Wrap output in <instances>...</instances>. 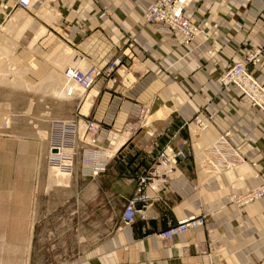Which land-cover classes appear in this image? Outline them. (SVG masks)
<instances>
[{
	"label": "crops",
	"instance_id": "crops-1",
	"mask_svg": "<svg viewBox=\"0 0 264 264\" xmlns=\"http://www.w3.org/2000/svg\"><path fill=\"white\" fill-rule=\"evenodd\" d=\"M156 1L40 0L33 10L44 21L31 18L41 21L39 27L20 13L10 21L14 30L32 29L26 44L25 38L20 42L18 35L0 32V45L10 44L4 49L12 51L10 61L18 64L22 45L28 66L33 62L28 79L36 83L46 78L45 90L56 96L65 84L60 67L73 63L66 47L101 66L120 56L132 67L118 76L112 89L99 82L81 102L58 99L37 105L30 93L20 94L14 84L19 86V74L25 79L26 72L8 66L4 70L8 76L0 68V242L3 236H25L35 230L31 189L44 161L47 168L49 141L40 140L33 125L49 108L45 126L49 136L52 120L92 121L101 125L97 147L113 155L104 174L88 179L92 195L85 197L95 207L91 213L95 224L101 211L108 234L73 264H264V197L245 207L232 200L264 182V111L253 109L235 88L224 89L218 80L244 61L245 50L264 47V0H193L185 15L204 32L189 46L181 34L145 23L144 16ZM16 2L0 0V25L6 20L3 7ZM252 70L264 84V65ZM147 108L154 111L149 112L152 122L147 127L132 135L130 129L123 135L110 134L126 129ZM200 111L210 126L199 133L192 120ZM227 132L245 162L219 175L206 174L199 165L201 150ZM180 141L198 144L197 157L181 162L159 198L138 206L135 221L122 226L138 175L167 145ZM137 149L141 154L136 155ZM83 198L75 196L78 203ZM202 215L207 217L205 226L170 240L158 237L171 226ZM51 222L43 235H62L64 229Z\"/></svg>",
	"mask_w": 264,
	"mask_h": 264
},
{
	"label": "built area",
	"instance_id": "built-area-1",
	"mask_svg": "<svg viewBox=\"0 0 264 264\" xmlns=\"http://www.w3.org/2000/svg\"><path fill=\"white\" fill-rule=\"evenodd\" d=\"M46 1L53 3L60 0ZM192 1L157 0L145 14V23L161 30L181 34L185 45L189 46L196 37L204 32L202 27L192 23L185 15V10ZM37 2L38 0H18L14 8L28 12L33 9ZM126 43L127 46L133 47L131 41ZM74 52L73 64H69L63 71V79L66 85L63 89L62 100L81 102L84 100L86 92L99 82L103 83L107 89H112L113 85L118 82V76L132 69L120 56L113 59L108 65L101 66L89 60L81 52L77 50ZM245 63L237 64L227 71L228 73L222 78V83L224 86H234L240 92L245 93L251 99L253 107L264 110V84L256 80L247 67V64L253 67L264 64V47L246 50ZM193 123L197 131L200 132L208 128L210 120L202 117L200 111ZM81 126H83L82 135L79 132ZM100 128V124L92 121L56 122L48 157L50 170H59L64 175L73 171L77 141L88 146L91 145ZM230 137V133H223L207 150H201L198 144L194 146L187 141H182L175 146L167 145L157 155L154 163L137 178L136 188L125 206L122 225L127 227L135 221L138 206L148 205L152 200L159 198V195L175 178L178 164L196 158V150L203 152V158L199 165L206 174L219 175L244 163L245 159L232 143ZM99 154L96 150H88L87 153H84L89 162V172H92L90 177L100 176L107 171L110 156L99 157ZM262 197H264V182L259 188L249 191L245 195L234 197L232 200L236 198L238 207H245ZM207 222L205 215L193 217L171 226L158 237L170 240L190 230L203 227Z\"/></svg>",
	"mask_w": 264,
	"mask_h": 264
},
{
	"label": "rangeland",
	"instance_id": "rangeland-1",
	"mask_svg": "<svg viewBox=\"0 0 264 264\" xmlns=\"http://www.w3.org/2000/svg\"><path fill=\"white\" fill-rule=\"evenodd\" d=\"M39 1L40 0H38V2ZM47 3H52V2H47ZM3 8H4L6 20L3 22V24L0 25L1 34L8 37L10 36L13 37L15 35H18L20 38V42L22 41L23 38H25L24 44H26L27 39L30 40L31 37L29 36L28 38V34H29L28 32H31L32 29L26 26L17 28L15 30L14 28L12 29L13 26H10L11 24L10 21L12 17L20 13L24 16V18L26 19L29 18L30 21H32L31 20L32 17L35 18L36 20L40 19L44 21V19L38 15L39 12H36L33 9L27 12V11L15 9L14 6L13 7L4 6ZM40 22L41 21L39 22L34 21L36 28L39 27L40 24H42ZM6 46H10V44L0 45V68H2L1 74L8 73L4 71L5 68H8V66L16 67V69L20 70L19 73L23 71L26 72L24 75L25 79H23V77L19 74V80H20L19 86L18 83H14L15 86L19 88L20 94L27 92L30 93V96L35 98L33 102L35 105H37L36 102L38 101L62 99L61 91H59L60 96H56L53 92L45 90L47 89V87H49V83L46 78H45L46 80L41 79L36 83L28 79V71H32L34 69L32 66L33 62L31 61V66L30 65L28 66L27 64L28 61L26 60V53L24 52L25 53L24 54L22 52L23 49L22 45L19 48L18 64L12 63L10 61L12 56V51L9 49L8 51H5L4 49ZM65 51L71 53V58L74 57L75 54L74 49L66 47ZM237 64H246L245 53H244V61L235 63L233 66ZM66 65L67 64L60 67L59 69L62 71V73L59 74L61 77H63V71L68 66ZM233 66H231L229 69L223 72L218 79L219 83L224 89L229 87L234 88V86H224L222 83V78L225 77V75L228 73L227 71H229ZM247 67L248 70H251L253 77L256 79V77L253 74V70L251 69L253 66L247 64ZM9 74L10 73H8V76H10ZM1 79L2 82H5L6 81L5 75H3ZM25 80L28 83H30L31 85L30 87L27 86ZM33 86L34 88H32ZM236 90L251 103V99L249 98V96H247L243 92H240L238 89ZM20 106L22 107L23 105L20 104ZM252 108L259 111H264L258 107L255 108L252 106ZM44 110L46 112L45 114L46 117H43L42 121H40L38 124L33 125L34 127L33 129L36 132L38 138L39 139L43 138L45 140L48 139L49 141L48 153L46 156V162H48L46 163L47 168L45 167V161H44L43 162L44 166L42 165L41 170L35 174L34 189H31V197L32 200L34 201V210H33L34 216L33 219L31 220V223L32 226L35 227V230H32V232L29 235H25V236L22 235L3 236L1 239L2 241L0 242V264H73L77 259H79L85 254V251L90 245L99 243L98 241L102 240L104 236L108 234L109 229H107V227L104 224H102L103 222L100 219L101 211L99 212L100 218L98 219L97 224H95L96 223V221L94 220L95 218L91 214L92 208L95 207L91 205L89 200L87 201L85 199V197H89L92 195V190H91L92 184L91 181H89L88 179L97 178L98 176L97 177L89 176L92 175V172H89V168H88L89 162L87 160V156L84 155V153H87L88 150H96L100 153L99 157H104L108 155L107 151L109 150L107 148L97 147L95 139L93 140V143L89 146L85 145V143L77 141L76 156L74 159L73 171L67 173L68 176L65 177V179L63 178V180L60 183V186H58L59 184L57 185V183H54L55 184L54 185L53 184L54 181L52 180V172L50 170V165L48 160L49 150H50L52 138L54 136L53 131H54L55 123L64 122V121L52 120L54 123L51 125V132L49 136L48 129H46L45 126L48 124L47 115H49L48 113L50 112V109L45 108ZM149 112H154V111H151V108H147L146 111H143L140 116L135 117L132 123L126 125L125 127L126 129L120 131H116V130L110 131V134L112 136L123 135L124 133H126L127 130L130 129V133L132 135V133L135 132V129L137 130L140 129L141 127L142 128L147 127L152 122V121L149 122L150 119L147 118L148 116L149 118L151 116ZM194 118L192 122L194 121ZM79 121L80 119H78L76 122ZM209 126L210 125H208V127ZM79 132L81 135L83 134V126H81ZM129 141L130 139H128L123 146H126L127 143H129ZM181 142L182 141H180L179 143ZM135 153L136 155L137 154L139 155L141 154V151L137 149ZM112 156L108 158V161ZM153 163L154 161L152 162V164ZM77 164L79 165V171L76 172L75 168ZM108 166H109V162H108ZM146 169H144L143 171H145ZM76 175L79 178H77ZM75 180H78V182H75ZM76 195H82L84 197L83 200L81 201L82 203H78V200H75ZM59 212L61 213L60 218H58ZM49 217L51 218V220L54 221L51 222V220H48ZM50 222L54 227L62 228V230L64 229L62 231V235H50V236L43 235L44 227H48V224Z\"/></svg>",
	"mask_w": 264,
	"mask_h": 264
},
{
	"label": "bare ground",
	"instance_id": "bare-ground-1",
	"mask_svg": "<svg viewBox=\"0 0 264 264\" xmlns=\"http://www.w3.org/2000/svg\"><path fill=\"white\" fill-rule=\"evenodd\" d=\"M20 81V80H19ZM20 85V84H19ZM66 84H64V86H65ZM63 89H64V87H63ZM63 89H62V91H61V95H62V98H63ZM161 115V114H160ZM122 139V138H121ZM123 142V141H122ZM120 145V144H119ZM118 147V146H117ZM108 154V153H107ZM109 155V154H108ZM109 156H111V155H109ZM48 163V162H47ZM51 172H52V180L54 181H52L53 182V184L54 183H57V185L58 186H60V183H61V181L63 180V178L65 179V177H67L68 175H64V174H62L61 172H59V170H56V169H52L51 170ZM55 185V184H54Z\"/></svg>",
	"mask_w": 264,
	"mask_h": 264
}]
</instances>
